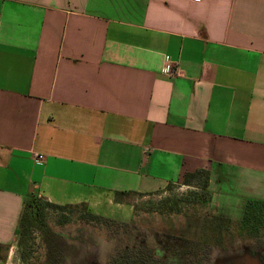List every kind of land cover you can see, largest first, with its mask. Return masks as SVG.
Wrapping results in <instances>:
<instances>
[{
    "label": "crops",
    "instance_id": "1",
    "mask_svg": "<svg viewBox=\"0 0 264 264\" xmlns=\"http://www.w3.org/2000/svg\"><path fill=\"white\" fill-rule=\"evenodd\" d=\"M203 169L217 208L264 201V0H0V264L29 196L97 210Z\"/></svg>",
    "mask_w": 264,
    "mask_h": 264
},
{
    "label": "rangeland",
    "instance_id": "2",
    "mask_svg": "<svg viewBox=\"0 0 264 264\" xmlns=\"http://www.w3.org/2000/svg\"><path fill=\"white\" fill-rule=\"evenodd\" d=\"M239 187L234 188V198L217 199V202L219 201L221 205L219 208L216 207L210 190L211 201L202 205L191 196L192 192L198 191L178 184L171 187L166 186L163 190L153 194L130 196L128 201L134 207L133 212L130 211L128 206L118 207L121 202L115 197L112 204L102 206L97 210H91L88 206L89 212L116 221V224L111 226L97 225L82 220L78 209L68 210L65 214L60 211L50 210L45 217L49 226L59 235V239L63 242L65 264H72L71 260L73 258L70 259L69 256L72 254L71 251L76 248L75 244L78 243H81L82 247L89 245L90 242L98 244L101 264H109L118 251L125 246L141 245V240L152 244L154 240L152 229L169 230L172 229L171 226L175 225L177 229L180 227L181 230H184V226L189 225V228H192L190 229L191 236L194 231V234L197 235V231L193 230L195 228L188 223V219L201 220L204 216L220 215L230 218L231 222L227 223L220 240L225 241L226 245L238 247L241 245L242 240L251 241L257 239L248 236L246 232L242 231L239 222L244 216L248 202L259 200L245 196L249 192ZM236 190L237 192H235ZM123 224H127V226ZM261 224L260 237L264 238V217ZM198 237L200 238V236ZM34 238L33 251L26 261H22L17 245L15 253L19 259L13 264H47L51 250H49L39 233H36ZM190 238L192 239V237ZM208 242L211 247L210 264H219L221 251L218 247L219 245H216L217 240L210 238ZM81 254L85 253L82 251Z\"/></svg>",
    "mask_w": 264,
    "mask_h": 264
},
{
    "label": "trees",
    "instance_id": "3",
    "mask_svg": "<svg viewBox=\"0 0 264 264\" xmlns=\"http://www.w3.org/2000/svg\"><path fill=\"white\" fill-rule=\"evenodd\" d=\"M182 184L195 189L191 196L200 204L209 203L211 200V193L209 192L210 172L208 170H198L194 173L185 174ZM173 186L170 184L169 187ZM134 192H117L116 199L121 201L124 196L135 195ZM138 195V194H136ZM78 209L80 218L86 220L88 223L111 226L116 224V221L95 215L89 212L87 204L80 205H56L45 201L38 196H29L26 198L23 211L20 217L17 236L18 247L21 254L22 261H26L31 255L34 246L35 234L39 233L43 241L47 244L51 252L48 255L47 264H65L63 253V242L59 239V235L49 226L46 219V213L50 210L61 212L65 214L68 210ZM80 209V210H79ZM264 217V201L251 200L246 206L244 216L239 222L241 230L250 234L258 233L260 226H262V218ZM231 222L230 218L220 215L204 216L203 218L194 220L188 219V223L194 226L197 235L192 234V239H187L185 244L184 254L194 257V260H199L201 255H206L210 252L211 247L209 239H216L220 242V236L223 230L227 227V223ZM118 223V222H117ZM126 225L127 224H123ZM198 230H197V229ZM187 228V232L190 233ZM170 230V229H169ZM172 232V230H170ZM200 236V238L198 237ZM186 239V238H185ZM216 243V244H217ZM63 253V254H62ZM109 264H170L164 260L154 258V253L142 245H135L133 247L125 246L120 249L117 255L110 261Z\"/></svg>",
    "mask_w": 264,
    "mask_h": 264
},
{
    "label": "flooded vegetation",
    "instance_id": "4",
    "mask_svg": "<svg viewBox=\"0 0 264 264\" xmlns=\"http://www.w3.org/2000/svg\"><path fill=\"white\" fill-rule=\"evenodd\" d=\"M171 228L172 232L170 230L152 229L154 239L152 244L141 240V245L144 244L149 248L154 253V258L170 264H210V252L205 256L201 255L199 260H194V257L183 253L185 244L187 245L188 242V236L191 237V234L186 231L189 225L184 226V230H181L180 227L177 229L175 225ZM260 234L261 230L258 233L248 234V236L257 239L242 240L244 243L241 242L238 247L226 245L225 241L218 242L216 245H219L221 251L219 264H264V238H261ZM75 247L69 256L70 259L73 258L72 264H101L98 244L90 242L89 245L82 247L81 243H78L75 244ZM82 251L85 254H81Z\"/></svg>",
    "mask_w": 264,
    "mask_h": 264
},
{
    "label": "built area",
    "instance_id": "5",
    "mask_svg": "<svg viewBox=\"0 0 264 264\" xmlns=\"http://www.w3.org/2000/svg\"><path fill=\"white\" fill-rule=\"evenodd\" d=\"M165 73L169 76V77H177L181 74V70L176 67H167ZM34 160L37 163H42L45 160V157L41 154H34Z\"/></svg>",
    "mask_w": 264,
    "mask_h": 264
}]
</instances>
